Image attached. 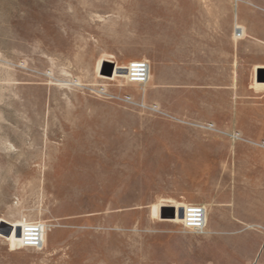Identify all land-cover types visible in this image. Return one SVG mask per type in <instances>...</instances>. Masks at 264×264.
Instances as JSON below:
<instances>
[{
  "label": "rangeland",
  "instance_id": "1",
  "mask_svg": "<svg viewBox=\"0 0 264 264\" xmlns=\"http://www.w3.org/2000/svg\"><path fill=\"white\" fill-rule=\"evenodd\" d=\"M256 30L264 0H0V264H264V231L227 221L250 215L260 191L204 157L212 133L143 100L171 106L179 90L186 101L194 62L228 68L236 48L237 81L264 90V75L252 78ZM139 60L155 84L152 73L127 83ZM199 96L234 102L229 90ZM205 200L219 237L180 224ZM30 223L45 232L38 250L20 248Z\"/></svg>",
  "mask_w": 264,
  "mask_h": 264
},
{
  "label": "crops",
  "instance_id": "2",
  "mask_svg": "<svg viewBox=\"0 0 264 264\" xmlns=\"http://www.w3.org/2000/svg\"><path fill=\"white\" fill-rule=\"evenodd\" d=\"M237 19L238 14L236 13L235 20L237 21ZM251 37L254 41L251 64L253 68L252 78H254L256 75L254 71L257 72L264 67V30L252 31ZM238 56L236 48L234 55L236 62L234 64L230 62L228 68L225 63L222 64L217 60L194 62L195 79L192 87H190L192 91H188L189 97L186 101L184 97H181L182 93L179 90L177 96L171 98L175 103L171 106L159 99L155 95L156 91H154L155 96L145 95L143 100L160 106L159 108L162 109L164 115L172 120L189 122L192 126L211 123L218 127L219 133H213L214 137L203 142L204 157L216 156L221 171L231 174L234 179L236 177L250 188L256 187L260 191V196L264 198V147L260 146V143L264 142V96L256 97L259 92H264V90L259 87L255 80L253 86L248 84L245 87L242 78L237 81ZM149 67L150 73H152L150 64ZM219 75L225 78L222 83L215 78ZM152 76L151 80L155 84L157 75L153 72ZM226 90L233 94L234 102L225 104L223 108L216 106L209 99L199 96L208 93L226 94ZM191 93L194 94L192 98L190 97ZM244 98L248 100L244 101ZM184 102H186V108L181 106ZM233 132L241 133L243 141L232 142L222 134ZM216 137L220 138L219 142L223 149L218 154L211 152L212 140ZM203 164L207 167L211 163L208 159ZM199 205L216 206L214 202L206 200L201 201ZM250 208L252 210L250 215L239 216L236 214L231 219L229 218L227 221L231 223L230 226L242 225L247 229L264 231V200L251 204ZM222 221L220 215H214L213 219L209 221L207 229L200 235L210 238L221 236Z\"/></svg>",
  "mask_w": 264,
  "mask_h": 264
},
{
  "label": "built area",
  "instance_id": "3",
  "mask_svg": "<svg viewBox=\"0 0 264 264\" xmlns=\"http://www.w3.org/2000/svg\"><path fill=\"white\" fill-rule=\"evenodd\" d=\"M234 35L236 40H241L242 32L239 28H235ZM150 67L147 61L139 60L131 62L126 70V81L128 84L145 86L149 82ZM128 102H132L131 98H127ZM146 108L145 106H142ZM148 110L153 113H160L156 105L149 107ZM199 130L208 133H219L214 124H196L193 125ZM232 142L243 141V137L239 132L222 133ZM264 147V142L260 143ZM175 212V209H174ZM181 226L187 231L202 233L206 228V210L202 205H186L182 208ZM44 229L40 223L26 224L20 229V248H28L38 250L43 246Z\"/></svg>",
  "mask_w": 264,
  "mask_h": 264
},
{
  "label": "water",
  "instance_id": "4",
  "mask_svg": "<svg viewBox=\"0 0 264 264\" xmlns=\"http://www.w3.org/2000/svg\"><path fill=\"white\" fill-rule=\"evenodd\" d=\"M102 69H103V66H102L101 70H102ZM112 70H113V68H112V66L110 65V69H109L108 76H111V75H112ZM260 74H263V75H264V70H259V71L256 72V78L259 79V80H260V77H259ZM160 214H161V213H160ZM179 217L182 218V212H180Z\"/></svg>",
  "mask_w": 264,
  "mask_h": 264
},
{
  "label": "bare ground",
  "instance_id": "5",
  "mask_svg": "<svg viewBox=\"0 0 264 264\" xmlns=\"http://www.w3.org/2000/svg\"><path fill=\"white\" fill-rule=\"evenodd\" d=\"M150 76V75H149ZM150 78V77H149ZM206 210V209H205ZM182 212V211H181ZM207 214V213H206Z\"/></svg>",
  "mask_w": 264,
  "mask_h": 264
}]
</instances>
